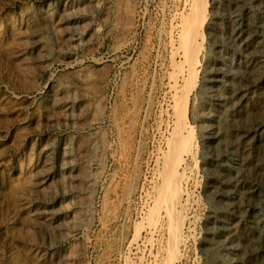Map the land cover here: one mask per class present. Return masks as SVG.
Masks as SVG:
<instances>
[{"label": "rangeland", "instance_id": "374dc122", "mask_svg": "<svg viewBox=\"0 0 264 264\" xmlns=\"http://www.w3.org/2000/svg\"><path fill=\"white\" fill-rule=\"evenodd\" d=\"M191 2L0 0V264H264V0L205 1L182 120Z\"/></svg>", "mask_w": 264, "mask_h": 264}, {"label": "bare ground", "instance_id": "6f19581e", "mask_svg": "<svg viewBox=\"0 0 264 264\" xmlns=\"http://www.w3.org/2000/svg\"><path fill=\"white\" fill-rule=\"evenodd\" d=\"M191 1V0H190ZM205 1L206 0H192L191 2V7H190V11L189 13H187V15L184 17L183 19V30L181 33V47L183 50V62L185 64V72H186V76L184 78V83H183V91L181 92V94H179V96L177 95V97L174 100V107L177 110L178 115L181 116L182 114V120H184L185 117V112L183 109H181L182 107H180L181 103H184L186 101V98L188 97V87L189 84H193V82H191V80L194 78L195 73H196V64L198 62L197 59V55L200 49V43H199V39H202V28L204 25V19H205ZM218 2V1H217ZM230 2V1H229ZM236 3V2H235ZM217 10V9H216ZM232 11V10H231ZM242 12V11H241ZM249 12V11H248ZM228 13V11H227ZM226 13V14H227ZM231 13V12H230ZM229 14V13H228ZM245 14V13H244ZM236 14H233L232 17L229 16L228 17V38L233 37L232 39L237 38V33H236V27L234 25V21L237 19L236 16H234ZM226 16V15H225ZM226 18V17H225ZM240 18V17H239ZM244 19V18H243ZM182 20V18L180 19ZM224 20V19H223ZM239 20V19H237ZM264 20V19H263ZM245 21V20H244ZM240 22V21H239ZM248 22V21H247ZM180 23V22H179ZM246 23V22H245ZM216 24V23H215ZM237 24V23H236ZM249 26V25H248ZM181 27V26H180ZM213 30V29H212ZM247 32V31H246ZM224 33V32H223ZM216 37V36H215ZM247 37V36H246ZM178 38V37H177ZM213 39V38H212ZM251 39V38H250ZM236 40V39H235ZM244 40V39H243ZM234 41V40H233ZM239 41V40H238ZM249 42V41H248ZM261 43V42H260ZM251 44V43H250ZM254 44V43H253ZM240 45L237 46V48ZM248 46V45H247ZM246 46V47H247ZM242 47V46H241ZM253 48V47H252ZM255 48V47H254ZM253 48V49H254ZM249 49V48H248ZM243 51V49H242ZM250 51V50H249ZM237 52V51H236ZM248 52V51H247ZM174 53V52H173ZM181 54V53H180ZM263 54V53H262ZM228 56V55H227ZM232 57V56H231ZM259 61V60H258ZM226 62V61H225ZM178 64V63H177ZM228 64V63H227ZM231 64V63H230ZM178 66V65H177ZM223 66V65H222ZM230 66V65H229ZM227 67V66H226ZM249 68V67H248ZM184 69V68H183ZM226 69V68H225ZM228 71V69H227ZM244 71V70H243ZM230 72V70L228 71ZM252 72V71H251ZM258 72V71H257ZM232 74V73H231ZM230 75V74H229ZM178 76V75H177ZM218 77V76H217ZM171 78V77H170ZM235 79V78H234ZM172 81V80H171ZM182 81V80H181ZM187 81H190L189 83H187ZM241 82V81H240ZM244 82V81H243ZM253 82V81H252ZM185 83H187V85H185ZM195 83V82H194ZM177 84V82H176ZM238 84V83H237ZM175 85V84H174ZM178 87V85H177ZM180 88V87H179ZM182 88V86H181ZM261 90V89H260ZM179 91V90H178ZM264 91V90H263ZM229 94V93H228ZM172 95V94H171ZM240 95V94H239ZM249 95V94H248ZM232 96V95H231ZM245 96V95H244ZM173 104V103H172ZM183 105V104H182ZM264 106V105H263ZM184 108V107H183ZM248 109V108H247ZM223 112V111H222ZM222 116V114H221ZM232 118V117H231ZM234 119V118H233ZM216 120V119H215ZM253 121V120H252ZM182 125L184 123V121H181ZM180 122H177L175 125V133L177 134L176 139L174 137L173 140H175L174 145L177 146L179 155L182 152H186V153H190L193 157V151H194V146L196 143V140L194 138V136L192 135V131L190 128L186 129L185 131V126L182 127ZM184 128V131H183ZM187 128V127H186ZM233 138V137H232ZM233 142V141H232ZM230 143V142H229ZM248 143V142H247ZM261 144V143H260ZM239 147V146H238ZM197 148V147H196ZM176 149V150H177ZM209 152V151H208ZM166 153V152H164ZM248 153V152H247ZM243 154V153H242ZM250 154V153H249ZM259 155V154H258ZM178 156V155H177ZM241 156V155H240ZM164 157V156H163ZM196 157V156H195ZM168 158V157H167ZM181 155L179 157V159H177L178 161H180ZM183 158V157H182ZM163 159V158H162ZM166 159V158H165ZM174 160V159H173ZM176 161V160H175ZM170 162L167 167V172L165 173V184H164V188H167L166 190H164L163 193L166 192H171L172 194H174V199L178 201L177 196V189H179V185L181 184V181L183 180V174L182 172L178 169L179 166V162ZM163 164V163H162ZM166 164V162H165ZM188 165V164H187ZM158 166V165H157ZM253 167V166H252ZM184 169V168H183ZM189 169V168H188ZM261 169V168H260ZM188 171V170H187ZM192 172V171H190ZM221 172V171H220ZM184 173V172H183ZM239 173V172H238ZM162 178V177H161ZM191 178V177H190ZM194 181V180H193ZM236 181V180H235ZM183 182H185L183 180ZM183 184V183H182ZM252 187V186H251ZM247 188V187H246ZM183 190V189H182ZM187 190V189H186ZM184 191V190H183ZM187 192V191H186ZM231 192V191H230ZM162 193V192H161ZM160 193V194H161ZM185 194V193H184ZM242 194V193H241ZM176 195V196H175ZM187 195V194H186ZM164 196V194L162 195V197ZM171 196V195H170ZM171 198V197H170ZM169 198V199H170ZM161 199V196H160ZM174 199L173 202H174ZM182 199V198H181ZM262 199V198H261ZM171 200V201H172ZM156 201V200H155ZM162 203L163 200L161 199ZM184 201V200H183ZM172 202V203H173ZM185 202V201H184ZM183 202V203H184ZM151 203V202H150ZM181 203V202H180ZM230 203V202H229ZM236 203V202H235ZM187 204V203H186ZM163 205V204H162ZM174 205V204H172ZM184 206V205H183ZM162 207V206H161ZM179 208V207H178ZM177 208V209H178ZM220 208V207H219ZM170 209V207H169ZM181 209V208H180ZM184 210V209H182ZM167 211V210H166ZM171 211V210H170ZM169 214V213H168ZM151 215V214H150ZM166 215V214H165ZM164 215V216H165ZM182 215V213H181ZM223 217V216H222ZM163 218V217H162ZM165 219V218H164ZM163 219V220H164ZM169 222H168V227H169V237L171 239V243L172 246L175 247V245L181 240V232H180V227L179 224L177 222H173L171 220V218H168ZM160 220V219H159ZM187 221V220H186ZM255 221V220H254ZM157 222V221H156ZM155 223V222H154ZM164 224V223H163ZM256 224V223H255ZM161 225V224H160ZM185 225V224H184ZM193 225V224H192ZM156 226V225H155ZM159 226V225H158ZM258 227V226H256ZM164 229V228H163ZM205 229V228H204ZM259 229V228H258ZM155 232V231H154ZM165 232V231H164ZM167 232V231H166ZM168 233V232H167ZM226 233V232H225ZM230 233V232H229ZM163 234V233H162ZM183 234V233H182ZM186 233H184L185 235ZM167 235V234H166ZM169 239V240H170ZM164 240V239H163ZM168 240V239H167ZM185 240V239H183ZM264 241V240H263ZM166 242V241H165ZM169 242V241H168ZM163 243V242H162ZM166 244V243H165ZM170 244V243H169ZM183 244V243H182ZM229 244V243H228ZM166 246V245H164ZM171 246V245H169ZM171 246V247H172ZM220 246V245H219ZM158 247V246H157ZM251 247V246H250ZM167 248V247H166ZM205 248V247H204ZM247 248V247H246ZM172 249V248H171ZM218 249V248H217ZM223 249V248H222ZM173 250V249H172ZM170 250V254L171 251ZM249 250V249H248ZM165 251V250H164ZM169 252V251H168ZM220 252V250H219ZM226 253V252H225ZM229 255V254H228ZM160 256V255H159ZM242 256V255H241ZM153 257V256H152ZM228 257V256H227ZM157 258V257H156ZM177 258V257H176ZM213 258V257H212ZM158 260V259H157ZM159 261V260H158ZM170 261V258H169ZM151 264V263H150ZM168 264H172V262L170 261Z\"/></svg>", "mask_w": 264, "mask_h": 264}]
</instances>
